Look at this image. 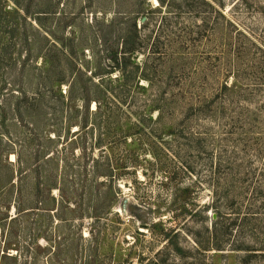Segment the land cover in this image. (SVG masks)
<instances>
[{"label":"rangeland","instance_id":"374dc122","mask_svg":"<svg viewBox=\"0 0 264 264\" xmlns=\"http://www.w3.org/2000/svg\"><path fill=\"white\" fill-rule=\"evenodd\" d=\"M0 47V264H264V0H0Z\"/></svg>","mask_w":264,"mask_h":264},{"label":"trees","instance_id":"16d2710c","mask_svg":"<svg viewBox=\"0 0 264 264\" xmlns=\"http://www.w3.org/2000/svg\"><path fill=\"white\" fill-rule=\"evenodd\" d=\"M27 20V19H26ZM38 22V21H37ZM1 47H0V51H1ZM49 53H46L42 56L43 58V62H45L46 66H48L49 68L44 70L45 73V80L50 81L53 85H58V88L61 91V86L63 84H66L69 86L67 88V92L63 95V93H61V96L64 98H67L68 101L73 102L75 100V96H74V91H75V86H76V82L75 79L71 82H64L63 80H61L60 78H56V79H52V73L55 72V61H51L49 59ZM120 56H118V54H115L114 56H112V61L115 64V71H118L120 74H124L122 67L120 66ZM1 63V61H0ZM101 81H103V78L99 81V84H94L97 86H100L104 89V91H106V94H109V100H112V102L109 104V102L106 104V106L109 105V108H107L108 111H112L115 109H121V107H123V105H125V103L127 102V98L124 99V97H122V92L123 90H131L133 89H144V87L142 85L138 83H134V84H130V82L124 81V79H120L119 77L115 78V80L113 82L118 84V87L116 90H114V92H110L108 91V89H106L104 87V85L101 83ZM101 83V84H100ZM99 87V88H100ZM125 92V91H124ZM65 95H67V97H65ZM82 99H84L85 101V105L82 106V109H86L87 112H90V108H89V104L92 101V99L87 98V96H84ZM89 102L88 105H86V102ZM98 105H97V109L95 111H98L101 109L102 105L99 102L98 99L94 100ZM81 109V110H82ZM78 110H80L78 108ZM80 110V112H81ZM81 128H84V126L80 125ZM80 130H77V132H79ZM5 255V253L3 254V256Z\"/></svg>","mask_w":264,"mask_h":264}]
</instances>
